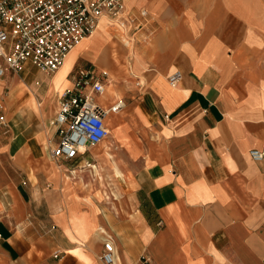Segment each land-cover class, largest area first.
I'll list each match as a JSON object with an SVG mask.
<instances>
[{"label":"crops","instance_id":"1","mask_svg":"<svg viewBox=\"0 0 264 264\" xmlns=\"http://www.w3.org/2000/svg\"><path fill=\"white\" fill-rule=\"evenodd\" d=\"M126 4L148 11L134 43L103 18L60 70L0 80V264H105L109 239L114 264H264L262 22L245 0ZM89 67L107 144L54 158L49 122Z\"/></svg>","mask_w":264,"mask_h":264},{"label":"built area","instance_id":"2","mask_svg":"<svg viewBox=\"0 0 264 264\" xmlns=\"http://www.w3.org/2000/svg\"><path fill=\"white\" fill-rule=\"evenodd\" d=\"M103 18L124 29L134 43L138 32L147 25L148 11L140 9L137 14L128 9L126 0H0V80L8 70L21 72L27 63L55 73L72 49L93 35ZM182 79V73L177 71L169 82L176 85ZM103 90L101 75L94 68L79 70L49 122L59 137L58 144L49 149L52 157L76 163L109 137V128L95 101ZM3 125L5 116L0 115V126ZM250 156L262 162L264 150L254 149ZM95 166L90 161L86 163L93 170ZM104 249V263L114 264L116 250L111 239L105 242Z\"/></svg>","mask_w":264,"mask_h":264},{"label":"rangeland","instance_id":"3","mask_svg":"<svg viewBox=\"0 0 264 264\" xmlns=\"http://www.w3.org/2000/svg\"><path fill=\"white\" fill-rule=\"evenodd\" d=\"M237 1H238L239 5L242 3V0H237ZM245 1H248V2L250 1L251 4L246 9L239 6V11L240 12H244L248 16L249 20L255 19V17H258L256 19V22L258 20H260L262 22L261 23L262 29L264 30V0H245ZM252 23H253V21H252ZM253 26L258 31H261L262 33H264V31L261 30V27H258L256 25H254V23H253ZM83 65H85V63L83 61H81L79 67L83 66ZM106 144L107 143L104 142L103 144L98 145L97 147H95L93 150L96 153H101L103 147L106 146ZM98 190H100V189H98Z\"/></svg>","mask_w":264,"mask_h":264},{"label":"bare ground","instance_id":"4","mask_svg":"<svg viewBox=\"0 0 264 264\" xmlns=\"http://www.w3.org/2000/svg\"><path fill=\"white\" fill-rule=\"evenodd\" d=\"M251 20H253V19H251ZM254 20H255V22H256V19H254ZM256 23H258V22H256ZM96 31H97V30H96ZM96 31L93 33V35L96 33ZM93 35H91L90 37H92ZM90 37H88V38H90ZM84 40H85V39H83V40H82V41H81L76 47H78L79 45H81L82 42H83ZM76 47H74V48L72 49V51H73ZM132 47H133V46H132ZM220 47H221V46H220ZM216 49H217V48H216ZM72 51H71V52H72ZM71 52H70V53H71ZM70 53H69V55H70ZM230 53H231V52H230ZM69 55L67 56V58H66V60H65V63L68 61V59H69ZM65 63H64V64H65ZM63 66H64V65H63ZM61 68H62V67H61ZM61 68H60V69H61ZM60 69H59V70H60ZM30 107H31V106H30ZM35 109H36V108H35ZM37 110H38V109H37ZM35 111H36V110H35ZM94 169H96V170L98 171V169H97V165L95 166Z\"/></svg>","mask_w":264,"mask_h":264}]
</instances>
